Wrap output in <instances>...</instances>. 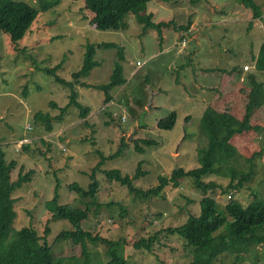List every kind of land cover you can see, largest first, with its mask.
I'll return each mask as SVG.
<instances>
[{
    "label": "rangeland",
    "instance_id": "1",
    "mask_svg": "<svg viewBox=\"0 0 264 264\" xmlns=\"http://www.w3.org/2000/svg\"><path fill=\"white\" fill-rule=\"evenodd\" d=\"M14 1L29 4L38 10V15L16 47L0 30V145L7 160L17 161L13 180L20 169L23 173L34 171L31 182L13 193L17 199L14 205L17 216L11 229H34L51 245L54 256L79 254V246L66 241L52 243L59 232L70 230L66 221L52 220L45 205L51 201L55 184L58 204L80 207L77 195L67 190V185L74 183L87 189L89 171L99 159L97 150L110 155L118 149L121 137L125 138L127 147L119 157L107 160L101 169H116L132 178L140 162L146 174L134 182L137 188L157 185L159 175L169 176L176 168L186 171L197 168V152L206 145V138L200 132V115L195 113L199 104L194 105L195 110H191L192 116L185 123L178 96L193 94L188 86L190 75L196 83H201L204 79L200 72L207 69L214 72L205 78L213 85L207 96L222 94L229 101L231 114L242 118L249 88L247 85L246 92L237 94L235 73L231 69L243 72L244 66L247 69L252 66L264 37V0H254L261 7L259 20H252L251 11L236 0L148 2L146 13L152 15L155 23L173 21L180 26L189 18L199 21L198 34L187 40V46L176 44L180 41V31L143 28L133 16L125 18L123 28L96 29L91 24L93 14L85 9L82 0ZM46 4L51 6L43 11ZM105 42H115L122 48L121 64L126 78L125 85L114 90L115 101L108 105V112L114 117L104 110L102 91L76 85L78 100L94 111L87 117L88 124L73 107L67 108L60 119L55 118L58 110L49 103L63 106L68 90L38 69L51 68L62 60L55 73L69 80L70 74L81 66L85 45ZM118 51V48H96L94 59L98 65L81 80L107 83L119 58ZM252 72L250 68L248 73ZM221 75L229 81L222 88L217 84ZM256 80L263 88L254 98L250 112L251 124L257 130L244 131L231 141L238 154L234 162L238 171L248 170L247 158L253 155L252 180L233 192L243 206L252 200V195L264 200V76H257ZM234 98L236 103L232 104ZM193 100L199 103L197 95ZM173 110L180 114L175 127L158 128L156 122ZM38 111L51 115V131L46 129L44 120L34 118ZM141 138L154 139L157 144L143 146L142 152L135 151L134 140L139 143ZM21 139L25 141L21 143ZM25 144L29 146L27 149ZM96 179L97 199L105 206L83 221L82 227L113 241L124 239L127 264H191L186 242L171 232L183 226L190 215L199 214L198 203L203 196L190 178L180 181L179 186H167L162 197L145 201L134 199L118 182H110L102 173H97ZM204 181H214L225 188L230 178L209 176ZM228 194L216 189L208 196L223 210L229 201ZM45 228H49L47 235ZM153 236L156 238L150 248L133 246L138 240ZM88 247L92 263L107 262L109 257L103 244H88ZM244 255V264H264V245H256Z\"/></svg>",
    "mask_w": 264,
    "mask_h": 264
},
{
    "label": "trees",
    "instance_id": "2",
    "mask_svg": "<svg viewBox=\"0 0 264 264\" xmlns=\"http://www.w3.org/2000/svg\"><path fill=\"white\" fill-rule=\"evenodd\" d=\"M151 1L170 3L177 0H82L85 9L93 14L91 24L96 29L123 28L126 25L125 18L133 16L143 28H157L159 30L161 28H174L184 33L180 39V44L186 46L187 32L192 25V19L187 18L186 23L180 26L175 25L173 21L155 23L152 21V15L146 13V4ZM236 2L251 11L252 20L260 19L261 7L254 0H236ZM50 6L51 4H46L43 11H46ZM37 15L38 10L25 2L0 0V30L9 36L14 47L30 29ZM183 41L186 42L185 45L182 44ZM99 47L118 48L119 58L114 63L113 72L107 83L85 82L81 78L89 74L98 65L94 55L96 48ZM122 59V48L115 42L87 43L81 66L76 72L70 74L69 80H65L55 73L60 68L62 60L51 68L38 69L43 73L50 74L55 83L68 90L67 101L63 106L57 107L55 102L50 101V106L58 110L54 117L60 119L67 108L73 107L78 110L84 123L88 124L87 117L91 109L78 100V94L74 90L76 85L102 91L106 105L104 110L114 117L112 112H108L107 104L115 101L114 90L126 83L121 64ZM253 70L257 73H264V37L253 58ZM245 78L249 81V93L242 118L237 119L231 113L219 112L211 107L203 110L200 117V132L206 138V145L197 152V168L187 171L183 168H176L171 171L169 176L159 175L157 185L147 189L137 188L134 182L146 174L142 170L140 162L132 178L123 176L116 169L109 171L101 169L107 160L122 155L127 147V142L124 137H121L118 149L110 155H105L97 150L99 159L89 171L90 183L87 189H83L74 183L67 185V190L77 195L78 199L76 200H79L80 207L74 208L58 204L55 192L57 184H55L51 201L45 205L51 214V219L66 221L70 230L59 232L52 243L66 241L73 246H79L81 247L79 254L54 256L51 253V245L47 243L45 237H40L34 229L30 227L11 229L17 216L14 210L17 199L13 197V193L21 189L24 184L31 182L34 171L29 170L23 173L20 169L17 178L13 180L12 172L17 167V161L14 158L7 160L5 151L0 145V264H94L90 260L88 244L96 243L106 247L105 252L109 258L105 264H127V258L124 254L126 245L124 239L113 241L101 237L98 233L93 234L82 227L83 221H87L92 215H96L105 206L97 199L99 189V183L96 179L97 173L104 174L110 182H118L134 199L140 201L162 197L167 186L171 184L179 186L180 181L190 178L193 187L203 196L198 203L199 214L198 216L190 215L183 226L171 230V232L177 233L186 242V247L191 253V264H244V254L247 251L256 245H264V200L252 195V200L243 206L233 196V192H237L252 180L253 155L247 158L248 170L246 172L238 171L234 163L238 160V154L231 141L235 135L244 131H249L252 128L257 130V126L250 123V112L254 98L263 91V88L256 83L253 75H247ZM34 118L44 120L46 129L51 131L52 117L49 113L38 111L34 114ZM177 119L178 112L173 110L167 116L160 118L156 122V126L160 129H173ZM156 144L154 139L141 138L139 143L134 140V149L142 152L144 151L143 146ZM28 147L27 144L24 145L25 149ZM58 147L64 151L63 146L58 145ZM209 176L230 178V181L225 188H222L214 181L205 182L204 179ZM216 189H219L221 194L229 193V201L223 210L218 209L217 202L212 196H208L209 192L216 191ZM109 205L111 206L113 203ZM122 211L124 210L122 209ZM48 229L45 228L46 235L49 233ZM155 238L156 236L140 239L133 246L150 248Z\"/></svg>",
    "mask_w": 264,
    "mask_h": 264
},
{
    "label": "crops",
    "instance_id": "3",
    "mask_svg": "<svg viewBox=\"0 0 264 264\" xmlns=\"http://www.w3.org/2000/svg\"><path fill=\"white\" fill-rule=\"evenodd\" d=\"M199 24H200L199 21L198 22L195 21V20L192 21V25H191V27L189 28V30L187 32V36H189L188 39H190L192 36H195L196 34H198V31H196V30L198 29V25ZM201 26H200V31L202 29ZM183 34L184 33L180 32V39L183 36ZM179 43H180V41L176 42V44H179ZM186 46H187V44H186ZM169 49L170 48H164L165 51H168ZM254 56H253V58H254ZM189 57L190 56H188V58ZM250 68H252V70H253V59H252V66H249V68L247 70H244V68H243V72L245 71V73H243L242 71H236L233 68L231 69L235 73L233 78L236 80V86H237L236 90L238 91L237 94L242 93L243 91L246 92V90L249 88V81H248V79L246 81V78H245L247 75H253L255 81H257L256 80L257 76H264V73H257V72H252V74L248 73L250 71ZM220 71H222V70H220ZM200 73L202 75V78L204 79V80H201V83H196V81L193 80L192 75H190V80L188 82V86L192 90L193 94L188 93L186 96H183V95H179L178 96L179 100L182 101L180 106H181V109H182V112H183L182 117L184 118V122L185 123H187L188 120H190V118L192 116L191 115V110L192 109L195 110L194 109V105L195 104H199V107H198V109L195 110V113L197 115L199 114L200 117H201V114H202L203 110L205 108H207V107H211V108H213V109H215V110H217L219 112L231 113L230 112V107H229L230 106L229 105V101L222 94H216V97H213V98H211L212 97L211 96L212 93L209 96H207V93L211 92V89L213 88V85L209 81L205 80V78L207 77L206 75H210V74L213 75L214 72L210 73L209 70L203 69ZM219 73H221V72H219ZM228 83H229L228 78H226L224 80V76L221 75L220 76V81L217 84L222 88L224 85H226ZM124 85H122L120 87H123ZM244 85H245V89L242 88V87H244ZM247 85H248V88H247ZM160 90H161V88H160ZM206 90H208L209 92L206 91ZM222 92L225 95V91H222ZM205 94H206V96H204ZM194 95H197L199 97V103H198V100H193ZM191 96H192V98H191ZM238 97H239V95L237 96V98ZM237 98H234L232 100V104L236 103V99ZM113 102L108 103L107 105H110ZM93 113H94V111L91 110L89 115L91 116ZM89 115H88V117H89ZM179 117H180V114L178 112V119H179ZM250 123H251V117H250Z\"/></svg>",
    "mask_w": 264,
    "mask_h": 264
},
{
    "label": "built area",
    "instance_id": "4",
    "mask_svg": "<svg viewBox=\"0 0 264 264\" xmlns=\"http://www.w3.org/2000/svg\"><path fill=\"white\" fill-rule=\"evenodd\" d=\"M182 44H183V45H185V44H186V42H185V41H183V42H182ZM137 64H140V62H139V61H137ZM244 70H247V66H244ZM122 118H123V117H122ZM23 141H25V140H24V139H21V140H20V142H21V143H22ZM21 143H19V144H21ZM16 149H18V147H16Z\"/></svg>",
    "mask_w": 264,
    "mask_h": 264
}]
</instances>
